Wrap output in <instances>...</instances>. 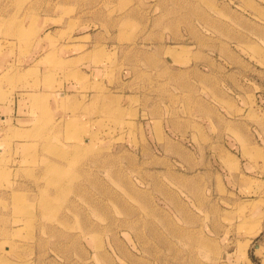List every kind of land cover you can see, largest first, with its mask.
<instances>
[{
    "label": "rangeland",
    "instance_id": "374dc122",
    "mask_svg": "<svg viewBox=\"0 0 264 264\" xmlns=\"http://www.w3.org/2000/svg\"><path fill=\"white\" fill-rule=\"evenodd\" d=\"M17 99L0 264H264V163L238 191L225 137L264 120V0H0V103Z\"/></svg>",
    "mask_w": 264,
    "mask_h": 264
},
{
    "label": "crops",
    "instance_id": "0c3cea01",
    "mask_svg": "<svg viewBox=\"0 0 264 264\" xmlns=\"http://www.w3.org/2000/svg\"><path fill=\"white\" fill-rule=\"evenodd\" d=\"M77 46V45H75ZM79 57V56H75V59ZM77 72L81 73L80 70H77ZM62 78V77H61ZM78 78H82L84 80L87 81H91V84L94 81H98V82H103L105 84V81H107V79H110V77H78ZM245 77H241L240 80H243ZM39 80H41V77H39ZM57 80H60L59 77H57ZM133 77H130L128 80V77H124L123 81H132ZM245 80V79H244ZM106 86V85H105ZM51 92L50 98L55 100V107H58V105H61V103H65V100L67 98H73V95H75L76 91L80 90V84L76 81V79L74 77L69 78L68 80L65 81L64 84H62L60 87H56L54 85V92L52 89H49ZM59 92V94H58ZM59 96V99H58ZM12 110V111H10ZM26 109H24V107H21L20 110V105H19V99L15 100V104H13V106H4L2 103H0V118L2 120L8 119V117L12 114H24L26 115L28 113V111H26ZM20 112V113H19ZM249 124L251 125V127L249 126ZM232 131H228L226 132V134H229L230 136H226L225 137L228 138L230 137L231 142L230 144H232L237 150L239 154H234L231 150H227L226 153L231 155V160H233L234 165L237 163H239L238 167L243 170H238L234 175L240 176L241 173H244L237 181L240 183H237V189L238 191L241 189L239 188H244L246 187V185L244 184V180H248L250 179L249 177H251L250 174H248V171H251L249 169V166H251V169L253 170L254 165H256L255 163H264V156L263 158H257V157H253V155L255 153H253L250 148H262L263 149V155H264V120L262 123H246L244 121H241L239 123H236L235 127H231ZM232 132V133H231ZM226 142H224L225 145ZM223 145V144H222ZM246 146L248 148V152H249V156H245L243 153V147ZM237 160H236V158ZM249 175V176H248ZM256 175V174H255ZM259 177L263 178L261 174H259ZM236 182V181H235ZM242 182V183H241ZM248 186V185H247Z\"/></svg>",
    "mask_w": 264,
    "mask_h": 264
}]
</instances>
